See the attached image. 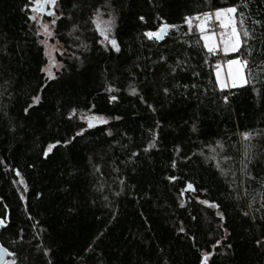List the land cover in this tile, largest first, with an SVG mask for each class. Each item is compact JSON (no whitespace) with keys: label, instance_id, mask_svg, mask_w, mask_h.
<instances>
[{"label":"trees","instance_id":"16d2710c","mask_svg":"<svg viewBox=\"0 0 264 264\" xmlns=\"http://www.w3.org/2000/svg\"><path fill=\"white\" fill-rule=\"evenodd\" d=\"M104 4L58 0L50 41L62 67L46 81L44 37L22 11L29 0H0L1 245L16 264H201L205 253L207 264H264V74L222 90L221 56L184 22L238 7L253 39L224 57L252 60L258 73L264 55L248 51L264 47V0H111L119 52L89 19ZM162 23L176 27L159 42L142 35ZM36 94L41 101L26 114ZM88 117L107 123L88 127ZM189 183L195 191L182 196Z\"/></svg>","mask_w":264,"mask_h":264},{"label":"snow or ice","instance_id":"6c2138e0","mask_svg":"<svg viewBox=\"0 0 264 264\" xmlns=\"http://www.w3.org/2000/svg\"><path fill=\"white\" fill-rule=\"evenodd\" d=\"M29 5H31L29 7ZM29 5L25 6V9H22V11H31L33 13H38L40 15H47L49 17H53L51 19L50 23H44L37 19L36 15H29L28 19L30 21H34L39 27L37 28L35 35L41 36L43 35L44 39L39 40V44L44 46L45 48V56L48 59V63L40 69L42 73L45 75L46 81H51L56 79V76L53 73V69H56V71H59V69L62 67V65H59L55 63L54 58L52 56V52L56 49L53 46H50L48 44V39L53 37V32L51 31L50 25L55 26L57 23V20L62 18V12L60 15H57L55 11L52 9L58 7V0H29ZM75 7V5H74ZM101 7L106 8L108 19L106 21H100V17L102 15ZM101 7H97L94 9L92 14L90 15L89 19L93 25H95V30L100 34V36L103 37L104 41L107 42V44L111 45V48L116 50L117 52L120 51L118 43L115 39L110 38V34L113 30V27L115 25L116 21V9L111 7V0H105V4ZM244 7H247L245 4ZM239 9L236 6L232 7H218L214 11H205L203 13H196L191 16H185L184 22L186 25H188L189 29L191 30L193 27L198 29L200 33V40L203 41L204 48L209 53H215L216 51V43L214 41L215 33L212 34H205L208 31V23L212 20V18H215V21L219 23V27L223 30L220 33L219 37V45L222 46V49L225 54L228 53H238L243 47L248 46V41L253 39L250 32L244 28L245 24V18L243 15V12H240V19H236V14L238 13ZM69 20H71V17H68ZM141 22H144V17L141 16L140 18ZM198 21V23H195ZM254 24H259L260 21H253ZM103 25V26H101ZM170 27H176L171 26L166 23H162L158 29L155 31H145L142 35L146 37L149 40H154L156 42H159L161 39H163L164 35L167 32V29ZM75 31H78V26L76 24L72 25V30L69 32V36H72ZM76 39H79L76 37ZM81 47H85L86 45H81ZM260 54L264 55V47H262L259 50H253L249 46L248 56L254 57L255 55ZM77 59H79L77 57ZM161 60H164V57H161ZM253 61L249 59H242L240 57H237L235 59H229L227 60V72L223 73V70L221 68L220 64L216 65V82L220 86V88L223 90L224 88H227L229 86L231 87H238V86H245L251 83L252 81L256 80L258 74H264V60H261L260 63L256 66L258 69V73H254L251 65ZM173 71H175L173 69ZM222 73L224 75V81L221 80ZM264 83V82H261ZM43 87V85H41ZM195 87V85H193ZM109 91H112V89H109ZM164 91L167 93V89H164ZM254 92H258L259 90L255 87L253 88ZM132 94H136V90L132 89ZM111 99H115V97H111ZM224 102L228 103V97H224ZM41 101V96L39 94H36L32 96L31 103L28 104V106L24 109V112L27 114L29 112V109L33 108L35 105L39 104ZM151 107V106H150ZM74 114V113H73ZM88 120V127H93V121L94 120H100L102 123H107L106 120H104L102 117H88L86 118ZM195 130V128H193ZM83 129L80 132H77L76 135H82ZM242 139L244 141H251L253 138L252 132H244L240 134ZM256 135H259V133H256ZM74 139V137H73ZM153 140L156 139L155 134L153 135ZM70 140H65L64 143L68 144L70 143ZM60 142L57 141L55 144H49L46 149H44V156L47 157L52 150L59 144ZM154 144L152 142H149V147H153ZM217 147L220 149H223V145L220 142H217ZM245 156L247 157L248 154V148L249 145L245 144ZM145 151H148V148H145ZM133 155H136V153H133ZM210 159L215 160V156L210 157ZM227 159V158H226ZM2 163V161H0ZM172 166L176 167V162L173 161ZM216 167L221 171L222 175H227L228 173L225 172L221 166L220 163L217 162ZM244 168H247V164H244ZM99 169L97 168V171ZM19 176V172L16 173ZM235 175V173H233ZM167 179L170 182L176 181L178 178L175 176L167 177ZM248 179H251L249 176ZM21 184H23V180L20 181ZM123 183V181L121 182ZM26 190V189H25ZM185 191H195L193 188V185L191 183L186 185V188L181 191V195L183 196ZM21 200L24 199V196L20 197ZM201 204H205L209 207L218 208L219 205L215 203H210L209 201L201 200L199 201ZM181 206H183V203H181ZM261 207H264V205H261ZM244 215H248L247 212L244 213ZM217 216L220 217L221 221H223L224 217L223 214L220 212H217ZM195 219V217H193ZM0 227H6L5 219H0ZM180 232H184L183 228L179 229ZM264 242L258 240L257 244H262ZM220 244V240L216 241V244L213 245V247H216ZM91 249V246H89V250ZM15 256V253L8 252L7 249L0 246V261L4 260V256ZM44 255L47 256L48 252L45 251ZM211 253H205L203 255V258L201 260V264H207V260ZM10 264H16L15 260H12Z\"/></svg>","mask_w":264,"mask_h":264},{"label":"rangeland","instance_id":"374dc122","mask_svg":"<svg viewBox=\"0 0 264 264\" xmlns=\"http://www.w3.org/2000/svg\"><path fill=\"white\" fill-rule=\"evenodd\" d=\"M54 11V9H52ZM31 15H36L37 16V19L40 20L41 22H44V23H50L49 21V18L53 19V17H49L47 15H40L38 13H31ZM100 21H106L108 19V16L102 12V15L101 17L99 18ZM198 23V21H197ZM36 24V23H35ZM103 26V25H101ZM208 31L205 33V34H212V33H215V36H214V41L217 45L216 47V52L219 53V55L221 56L220 58V65H221V68L223 70V73H226L227 72V60L225 59V53L222 49V46L219 45V37H220V33L223 31L220 27H219V23L217 21H215V18L213 17L212 20L208 23ZM50 28H51V25H50ZM114 28V27H113ZM113 31V30H112ZM197 32L199 33L198 29H197ZM110 38L112 39V32L110 34ZM51 38L48 39V44L50 46H53L56 50L52 52V56L54 58V53L56 52H61V47L55 43V42H51L50 41ZM228 54H231V53H228ZM55 61V59H54ZM56 63V61H55ZM222 73V76H221V80L224 81V75ZM231 87V86H229ZM100 120H94V122H99Z\"/></svg>","mask_w":264,"mask_h":264},{"label":"water","instance_id":"95a60500","mask_svg":"<svg viewBox=\"0 0 264 264\" xmlns=\"http://www.w3.org/2000/svg\"><path fill=\"white\" fill-rule=\"evenodd\" d=\"M0 219H2V218H0ZM5 219V224H6V227H7V224H8V215H6V217L4 218ZM6 227H0V232L2 231V229H4V228H6ZM0 246H2L1 245V243H0ZM3 247V246H2ZM3 248H5V247H3ZM6 249V248H5ZM13 259L11 258V256H9V255H5L4 256V260L3 261H0V264H10V262L12 261Z\"/></svg>","mask_w":264,"mask_h":264},{"label":"built area","instance_id":"2783aa9c","mask_svg":"<svg viewBox=\"0 0 264 264\" xmlns=\"http://www.w3.org/2000/svg\"><path fill=\"white\" fill-rule=\"evenodd\" d=\"M194 23H197V21H196V22H194Z\"/></svg>","mask_w":264,"mask_h":264}]
</instances>
